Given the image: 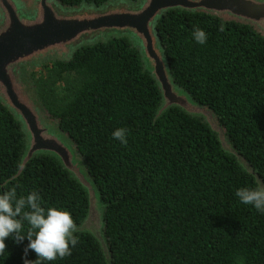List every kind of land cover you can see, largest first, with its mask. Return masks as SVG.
Wrapping results in <instances>:
<instances>
[{"label": "trees", "instance_id": "trees-1", "mask_svg": "<svg viewBox=\"0 0 264 264\" xmlns=\"http://www.w3.org/2000/svg\"><path fill=\"white\" fill-rule=\"evenodd\" d=\"M58 1L74 7L116 0ZM197 27L207 33L203 45L193 39ZM155 30L175 84L212 111L264 182V38L237 22L179 10L164 14ZM44 67L50 81L36 84L38 98L94 183L112 264H264V214L235 196L258 186L254 176L203 120L174 107L156 118L160 91L129 40L98 41ZM120 127L128 130L127 144L112 137ZM24 147L19 123L0 103V190L15 189L17 198L36 190L42 207L67 210L79 226L86 191L48 155L35 156L16 176ZM22 224V235L32 231ZM74 235L71 255L43 264H108L92 235ZM13 238L5 239L0 264L37 258L33 250L24 257L27 238Z\"/></svg>", "mask_w": 264, "mask_h": 264}, {"label": "water", "instance_id": "water-1", "mask_svg": "<svg viewBox=\"0 0 264 264\" xmlns=\"http://www.w3.org/2000/svg\"><path fill=\"white\" fill-rule=\"evenodd\" d=\"M205 13L251 27L264 38V0H116L101 6L66 7L58 0H0V103L12 114L24 135L19 175L38 155L57 160L88 196V211L75 233L92 235L108 264L104 237V206L73 140L60 130L38 98L30 72L44 63L67 61L80 48L110 38L129 40L143 68L161 95L156 118L174 107L203 120L217 135L222 149L262 183L251 166L228 141L216 116L179 88L168 68L155 27L169 11Z\"/></svg>", "mask_w": 264, "mask_h": 264}, {"label": "clouds", "instance_id": "clouds-1", "mask_svg": "<svg viewBox=\"0 0 264 264\" xmlns=\"http://www.w3.org/2000/svg\"><path fill=\"white\" fill-rule=\"evenodd\" d=\"M222 30V29H221ZM193 39L198 44H205L207 33L201 28H195ZM128 130L124 127L116 128L112 137L127 144ZM240 203L251 205L255 210L264 214V182L257 187H241L235 191ZM28 211H25V209ZM22 221H27L32 231L22 235ZM75 224L71 214L62 208L41 206V196L36 190L26 197L17 198L15 189L0 190V254L6 249L5 239L10 236L17 243L27 238L24 257L33 250L37 258L28 260L23 258V264H43L44 261H54L71 255V250L78 243V236L74 235Z\"/></svg>", "mask_w": 264, "mask_h": 264}, {"label": "rangeland", "instance_id": "rangeland-1", "mask_svg": "<svg viewBox=\"0 0 264 264\" xmlns=\"http://www.w3.org/2000/svg\"><path fill=\"white\" fill-rule=\"evenodd\" d=\"M44 65H48V63H44L42 66L34 68L29 74V79L32 82L34 88L36 89V92L38 90L37 85H36L37 83H40L43 81H45L47 83L50 81V79H49V75H50L49 74V67H44ZM53 88H55V87H53ZM47 90H49V89L47 88ZM55 93H57V89H55ZM37 94H38V92H37ZM236 264H243V263L241 261H238V262H236Z\"/></svg>", "mask_w": 264, "mask_h": 264}]
</instances>
